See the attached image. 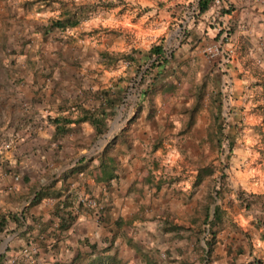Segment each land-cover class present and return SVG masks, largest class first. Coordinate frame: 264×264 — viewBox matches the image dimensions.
<instances>
[{
    "label": "crops",
    "instance_id": "1",
    "mask_svg": "<svg viewBox=\"0 0 264 264\" xmlns=\"http://www.w3.org/2000/svg\"><path fill=\"white\" fill-rule=\"evenodd\" d=\"M9 1L0 0V21L12 16L13 10L9 14L4 7ZM229 5V11L220 13L221 6ZM215 17L220 23L235 26L232 41L228 44L233 48V55L226 64L230 82L237 90L245 86L260 87L255 82L257 76L253 74L251 64L258 63L264 69V0H221L198 19L196 32L202 33L207 28L204 33L212 34L216 28L214 22L211 26L209 18L214 20ZM10 31L4 29L0 37L9 38ZM199 38L201 40L197 42L191 35L171 49L172 59L163 71V77L157 78L158 86L167 83H181L184 86L195 83L199 86L204 81H216L221 74V66L204 54L199 44H204L205 36L199 35ZM107 44L110 49H115L112 41ZM55 55L56 66L49 72L45 60L31 68L30 60L25 56L16 57L17 54L13 55L9 47H0V208L23 214L25 223L14 233L21 238L42 241L47 252H50L49 243L64 245L71 241L78 244L90 240L113 244L116 241L111 242L109 229L116 228L118 223L121 225L124 222L121 228H128L125 220L138 223L140 219L136 215L152 216L159 212L160 207H165V212L171 213L167 207L172 205L166 204L162 196L170 189V195L166 196L168 199L173 196L174 190L169 187L165 173L160 176L157 173L161 165L158 157L163 145L161 140L180 125L177 114L168 111L175 102L172 96L165 100L168 107L164 112H149L147 104L141 106L137 103L144 102L139 97L131 104L134 106L128 123L109 146L110 155L117 160L114 176L103 178L105 170L108 168L110 171V168L99 163L105 144L101 145L96 138L94 127L88 121L72 122L66 134L54 138V125L48 118L64 114L76 116L80 110L94 108L100 103L99 97H96L97 91L107 88L113 75L121 73L125 65L113 66L104 60L97 62L93 59L86 63L87 70L85 67L62 64L60 60L57 62ZM28 64L29 70L23 71ZM158 99L156 97L157 103ZM126 103H121L115 114L119 113V120L125 113ZM207 118L209 114H198L192 129L195 134L204 133ZM106 161L110 165V161ZM196 173L195 169L194 179ZM49 184L50 187H46ZM192 184V187L187 185L188 189L183 188L184 191L175 196H180L179 201L186 205L184 208L188 209V219L192 224L204 223L205 204L209 196L208 181L202 179L195 184L193 180ZM40 188L59 193L56 196L49 193L35 199ZM252 191L264 192V189L252 188ZM90 198L99 200L101 212L88 204ZM187 199L189 201L186 203ZM64 201H68L69 205L64 206ZM234 201L232 220L236 223L237 232L244 233L246 240H232V243L226 240L225 252L230 255L224 264H264V210L256 209L249 213L236 196ZM56 204L62 208L60 215L53 213ZM221 206L227 215L228 208ZM68 210L74 217L71 225L63 228L60 222L65 219L61 221V218L67 216ZM11 223L15 225L14 221ZM27 224L31 230L25 234L20 232ZM189 242L191 248H197V240L191 237ZM34 244H38L39 249V243ZM195 258L199 260L200 254H195Z\"/></svg>",
    "mask_w": 264,
    "mask_h": 264
},
{
    "label": "rangeland",
    "instance_id": "2",
    "mask_svg": "<svg viewBox=\"0 0 264 264\" xmlns=\"http://www.w3.org/2000/svg\"><path fill=\"white\" fill-rule=\"evenodd\" d=\"M74 1L91 3L96 7L87 18L73 27L65 30L53 29L47 32L44 31L43 26L61 12L62 6L59 1L10 0L4 7L9 14L12 13L11 10L13 13L12 16H8V20L0 21V26H2L0 32L4 29L12 31H10L9 38L2 39L0 37V47H9L13 55L17 54L16 57L25 56L26 59L30 60L31 68H34L37 62H41V60L44 62L45 60V64L49 66V72H52L51 70L56 66L54 54H56L57 62L60 60L62 64H70L75 68L85 67L88 70L86 63L88 64L95 59L97 62L104 60L113 66L124 64L125 68L122 69L124 72L127 63L124 59L119 58V55L123 51H128L131 46L145 49L152 42L159 41L161 38L164 42V48L169 54L171 49L183 42L182 37L186 29L193 30L198 38L199 35L205 36L204 44H199L202 51L207 42L218 38L216 29L212 31V34L204 33L207 28L202 30V33L196 32L198 19L193 21L192 18L195 0ZM109 1L113 2L112 6L108 5L107 2ZM71 2L69 0L67 3L70 4ZM2 14L5 15L6 13L2 12ZM209 20L211 26L214 22V27L220 23H215V20L211 18ZM109 41L114 43L115 49L109 48V44H107ZM224 45L231 47L225 39ZM121 48L123 49L121 50ZM101 50L108 52L110 56L101 59ZM108 58H111L110 62L107 61ZM29 67V64L26 65L23 71L29 70ZM121 73L118 72L113 75L109 86L114 83L115 77ZM223 74L224 72L221 71L216 81L208 80V82L204 81L201 84L204 95L195 113V123L199 113H205L206 116L209 114L206 129L201 135L195 134L192 130L195 123L190 128L185 127L187 115L181 112L184 106L195 102L194 93L200 85L197 86L195 83H191L190 86H184L181 83L175 85L167 83L166 86L164 84L157 85L155 92L148 100L145 99L140 104L141 106L147 104L149 112H156V110L164 112L168 107L165 100L172 96L175 103L171 105L168 111L177 114L180 125L176 131L166 135L161 140L163 145L158 155L161 165L157 174L160 176L165 173L166 180H169L170 183L169 187L174 190L173 196L167 197L168 199L166 196L170 195V189L162 196L166 204L172 205L167 207L171 213H166L165 207H160L159 212L155 215H136L137 219H140L138 223H134V220L130 219L125 220L128 228H121L122 224H125L122 222L116 228L109 229L111 231L109 235H112L111 242L116 241L113 243L114 245L111 244L110 251H115L116 248L118 255L120 254L121 258L132 264H224L229 260L228 256L230 255V253L225 252L226 244H228L226 240L229 242L232 240L235 242L238 239L246 240L244 233L237 232L236 223L232 220L234 213L232 207L235 203L234 198L237 189H242L248 193L254 192L252 188L264 189V141L260 135L263 124L262 116L264 115V91L258 86L256 88L245 86L243 89L237 90L234 83L230 82L231 85L226 87H228L227 90L229 87L231 88V98L230 100L224 99L226 91ZM227 74L226 77H228ZM229 80L231 81V79ZM216 88H219L223 93L222 113L225 116V121L229 123L226 128L227 130L229 128V134L234 137V147L228 156H226L229 151L227 139L223 141L221 146H218L214 139L212 140L208 136V125L212 117L210 93ZM138 97L140 98L139 90L134 86V81L129 82L124 97V102H127L124 104L125 113L116 125L114 121L111 134L103 135L107 129L102 135L96 136L98 141H101V145L106 144L110 139L114 143L117 133L121 132L128 123V118L132 114L130 112L134 106L131 104ZM156 97L159 98L158 103ZM194 97V101H191ZM113 120L114 118L109 122L108 128ZM201 166H208L212 169V174L203 177L206 182L208 181L209 192L211 191L215 195V189L222 183L220 196H217L215 201L225 205L229 210L224 225L218 228L216 243L208 260L202 258L204 254L202 246H205L204 237L208 232L206 222L192 224L188 219V209L184 208L186 205L179 201L180 196H175L184 191L183 188L192 187L195 169L197 171ZM223 172L226 176L221 179ZM187 185L188 187H186ZM188 201L189 199L186 200V203ZM95 202L94 206L101 212V208L98 206L99 200L95 198ZM214 202L210 204V212ZM3 210L6 211L7 209ZM174 223L181 227L176 228L177 230H170V225ZM10 225L9 231L0 235V255L3 253L5 255L4 264H53L57 260L60 264H75V259L81 261L90 250L88 242L97 243V247L109 245V243L103 244V242L90 240H84L78 244L71 241L64 245L49 243L50 252H47V248L41 244L42 241L36 240L35 242L40 245L39 249L29 256H23L20 255V251L22 246L27 243V239L17 236L18 234L12 231L13 223ZM240 231L242 232L241 228ZM117 236L119 237L114 239ZM191 237L197 240L195 242L197 248L195 249L191 248V245L189 246ZM21 239L22 241H20ZM195 254L196 256L200 254L199 260L193 259Z\"/></svg>",
    "mask_w": 264,
    "mask_h": 264
},
{
    "label": "trees",
    "instance_id": "3",
    "mask_svg": "<svg viewBox=\"0 0 264 264\" xmlns=\"http://www.w3.org/2000/svg\"><path fill=\"white\" fill-rule=\"evenodd\" d=\"M60 2L62 8L61 12L50 19L49 23L44 25V31H50L53 29L65 30L73 27L78 24L80 21L88 17L89 13L95 9V5L85 2H75L74 0L70 4L67 2L69 0H57ZM221 0H195V6L192 12L193 21L200 19L212 5H217ZM108 5L112 6L113 2H107ZM231 6L220 7V13L229 11ZM215 23L220 20L215 17ZM235 31V26L230 23L229 28L226 31L225 40L227 44L231 43L232 36ZM193 30L186 29L183 33V42L189 37L193 36V39L199 41V38L195 36ZM219 36V34H217ZM101 59L104 57H109V53L101 50ZM232 57V56H231ZM119 58H122L127 63V68L125 72L119 74L115 77L114 83L107 87L101 88L97 91L96 97L100 99V103L96 105L91 110L83 109L79 111V114L72 116V114H64L49 117L48 121L54 125L53 137L57 138L66 134L70 129V124L72 122L88 121L95 129L96 136L102 135L107 129L109 122L114 118L117 109L121 103L124 102V97L126 96L127 89L129 87V82L134 81V86L139 90V99H147L155 92L158 83L156 82L157 78H162L163 71L167 68L168 63L172 59V53L168 54L164 48V42L160 38L159 41L152 42L147 48L141 49L138 47L131 46L128 51H123ZM111 58H108L110 62ZM253 74L257 76L255 80L256 83L260 84V87L264 91V69L258 64H251ZM244 77L247 78L245 75ZM195 102L191 105L184 106L181 110L182 113L187 115V120L185 121V127L190 128L195 123V113L199 107L200 100L204 95L202 86L200 85L198 90L195 91ZM222 91L219 88L213 89L210 93V101L212 106V117L211 122L209 123V138L214 139L218 146H221L223 141L227 139L229 151L226 156L232 153L234 147V137L229 134V128L227 130L228 122L225 121V116L222 113ZM103 100V102H102ZM141 104L142 101L137 102ZM139 106V105H138ZM262 128L260 130L261 139L264 141V115L262 116ZM112 139L108 140L104 148L101 151L100 165H108V168L105 170L103 178L109 179L114 176L113 170L116 167V157L110 155V143ZM110 161V165L107 164V161ZM1 164V161H0ZM112 170V171H111ZM212 174V169L208 166L199 167L194 179V183H199L205 175ZM224 172L221 174V179L225 178ZM222 181V180H220ZM51 184L46 187H50ZM222 183L218 189H215L216 194L214 195L211 191L209 192L208 199L205 204L206 214L204 222H206L208 232L205 235V246H202L204 254L202 258L208 260L216 241V233L218 228H221L226 221L225 210L222 208L220 203H215L213 214H210V204L214 202L217 196H220L222 190ZM51 194L53 196L58 195L57 191H48V188H40L36 192V197L40 198L41 196ZM236 197L239 199L241 204L244 206V209L248 212H253L254 210H264V192H246L242 189L236 190ZM81 203V202H79ZM64 206L69 205L68 201L63 202ZM56 204L53 213L59 214L60 210ZM60 215V214H59ZM73 214L71 210L67 211V216L61 218V221L65 219L62 223L60 222L61 227L67 228L71 225L73 220ZM208 219V220H207ZM11 221L15 222L12 231L22 228L25 223L24 215H18L16 212L11 210H1L0 209V235L9 231L11 227ZM120 224V223H118ZM181 227L177 224H171L170 230H175ZM176 229V230H177ZM31 230L30 225L27 224L26 228L20 230V232H29ZM23 234V235H24ZM50 234V233H49ZM25 236V235H24ZM33 242L36 243L33 239H27V243ZM26 243V244H27ZM37 244V243H36ZM90 250L85 254V258L81 261L75 259V264H132L131 262L121 258L118 255L117 250L110 251L112 245L109 244L104 247H97V243L88 242ZM35 253V252H34ZM4 253L0 255V264H4ZM261 261V260H260ZM53 264H60L59 261H55Z\"/></svg>",
    "mask_w": 264,
    "mask_h": 264
},
{
    "label": "built area",
    "instance_id": "4",
    "mask_svg": "<svg viewBox=\"0 0 264 264\" xmlns=\"http://www.w3.org/2000/svg\"><path fill=\"white\" fill-rule=\"evenodd\" d=\"M230 23H218L216 24L215 28L218 31V38L212 39L209 42H207L204 46H203V52L204 54L210 58V59H214L216 60L220 66H221V71L224 72L223 74V83L225 86V97L224 99H229L231 98V88L226 86H230V80L228 77H226V73H227V62L231 59V56L233 55V48L232 47H228L224 45V39L226 36V31L229 28ZM88 204H92L95 205V199L94 198H90L88 200ZM37 251V246L33 243V242H29L27 244H25L24 246H22L21 251H20V255L23 256H29L32 252Z\"/></svg>",
    "mask_w": 264,
    "mask_h": 264
},
{
    "label": "water",
    "instance_id": "5",
    "mask_svg": "<svg viewBox=\"0 0 264 264\" xmlns=\"http://www.w3.org/2000/svg\"><path fill=\"white\" fill-rule=\"evenodd\" d=\"M119 118H120V115H119V113L114 117V120H113V122L111 123V125H110V127L108 128V130L103 134L104 136H108L109 134H111V132H112V127H113V123H114V121L116 122V121H118L119 120ZM215 203H216V201L213 203V205H212V207H211V214H213V211H214V205H215Z\"/></svg>",
    "mask_w": 264,
    "mask_h": 264
}]
</instances>
